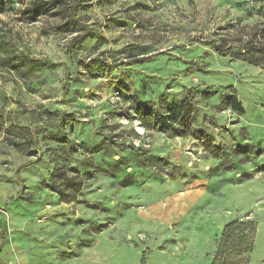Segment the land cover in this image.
Returning a JSON list of instances; mask_svg holds the SVG:
<instances>
[{
    "label": "rangeland",
    "instance_id": "1",
    "mask_svg": "<svg viewBox=\"0 0 264 264\" xmlns=\"http://www.w3.org/2000/svg\"><path fill=\"white\" fill-rule=\"evenodd\" d=\"M73 2L0 0V116L25 131L47 109L60 110L73 120L63 129L70 140L91 148L109 133L120 144L70 153L44 131L27 156L0 142V224L16 245L9 259L140 264L145 254L146 264H211L224 225L249 218L258 224L251 262L264 264V70L210 44L220 36L235 43L243 27L264 22V0H91L76 18L92 34L71 46ZM32 60L47 66L26 72ZM230 85L242 115L220 105V87ZM206 90L216 94L205 99ZM135 96L154 107L192 101L196 136L145 131L125 115ZM138 148L170 163L138 165ZM90 157L107 169L120 160V170L86 178L79 200L62 203L49 186L64 190L61 167L85 173ZM30 161L21 171L29 198L19 199L17 170ZM128 171L134 183L120 186Z\"/></svg>",
    "mask_w": 264,
    "mask_h": 264
},
{
    "label": "trees",
    "instance_id": "2",
    "mask_svg": "<svg viewBox=\"0 0 264 264\" xmlns=\"http://www.w3.org/2000/svg\"><path fill=\"white\" fill-rule=\"evenodd\" d=\"M91 0H74L71 6V18L78 26V33L72 38L71 46L76 43L82 42L87 36L92 34V28L76 18V12L84 3ZM261 16L264 17V14ZM243 32L240 37L234 39L236 42L232 43L226 36H220L215 41H212L211 47L221 56L230 58L233 61H241L249 65H253L264 70V22L252 26L243 27ZM1 60H6L0 57ZM9 62V59H7ZM11 60V59H10ZM24 62V61H23ZM21 63L20 67H24L25 63ZM47 66L38 61H31L26 69V72H32L34 68H43ZM223 90L221 94L222 108L230 107L239 115L245 113V109L238 99L237 90L233 85L220 87ZM216 94L215 90H206L202 93L205 99L211 98ZM32 115L36 112L29 111ZM126 116H133L138 121L139 125L147 132L160 131L164 133H172L176 136H186L193 134L196 136L195 131H191V122L196 118V108L192 101L182 100L181 102H170L166 98L160 103L158 107L152 106L149 102L143 101L139 97L129 98V105L126 107ZM44 116L38 119L35 124L28 127L25 131L20 129L25 126L16 125L11 118V114L6 118L4 115L0 116V142L6 147L12 148L17 152L33 156L36 152L39 141L40 133L46 131L48 139L60 142L65 146H69L70 153H76L80 148L87 153L94 154L107 150L111 146L115 147L120 143H114L113 136L109 133L102 134V139L89 148L85 143L79 144L75 140H70L66 132L63 130L67 126H73V120L69 114H65L60 110L47 109ZM117 144V145H114ZM211 151L217 152L219 156H227L225 147L209 143ZM240 147V146H239ZM222 150V151H221ZM133 158L138 165L141 166H159L163 163H170L164 157L149 153L144 149H134L132 151ZM66 160H69V155H66ZM229 161L227 157H224ZM90 168L87 172L81 173L78 167H61L59 175L64 177L65 186L64 190H59L55 185H50L51 190L55 192L58 199L62 203H73L79 200L82 194L85 180L96 173L105 172L107 174L115 175L120 170V160H116L110 168H104L99 165L93 164V159L90 157ZM35 162L30 161L23 164L17 170V181L20 185V190L17 194L19 199H28L29 197L23 195L24 186L21 171L33 165ZM55 174V172L53 173ZM63 175V176H62ZM169 177H174V173H168ZM132 174L128 171L123 178L119 181L120 186L127 187L133 184ZM107 225H103L105 227ZM1 239L4 241V233L0 225ZM258 232V224L252 219H236L227 222L218 238L217 248L212 257L211 264H250L251 253L254 250L256 237ZM141 264H146L145 254L141 259Z\"/></svg>",
    "mask_w": 264,
    "mask_h": 264
},
{
    "label": "crops",
    "instance_id": "3",
    "mask_svg": "<svg viewBox=\"0 0 264 264\" xmlns=\"http://www.w3.org/2000/svg\"><path fill=\"white\" fill-rule=\"evenodd\" d=\"M1 228H2V226H1ZM2 231L4 233L3 228H2ZM15 248H16V245H14L13 243L12 244L11 243L6 244L5 233H4V241H2L1 232H0V264H17V262H14L13 260L9 259L11 257V253L15 250ZM181 259H182V257L180 258L179 261L182 264H186V263H183ZM188 261H189V258H188ZM140 264H141V261H140ZM250 264H252V262H250Z\"/></svg>",
    "mask_w": 264,
    "mask_h": 264
}]
</instances>
